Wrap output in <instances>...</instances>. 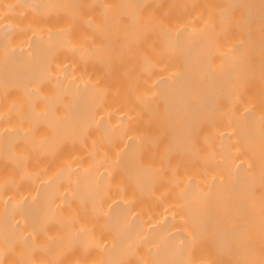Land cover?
Listing matches in <instances>:
<instances>
[{"label":"bare ground","instance_id":"bare-ground-1","mask_svg":"<svg viewBox=\"0 0 264 264\" xmlns=\"http://www.w3.org/2000/svg\"><path fill=\"white\" fill-rule=\"evenodd\" d=\"M0 264H264V0H0Z\"/></svg>","mask_w":264,"mask_h":264}]
</instances>
